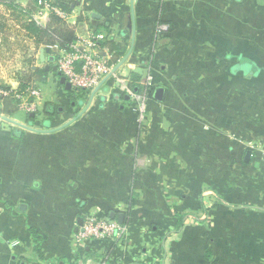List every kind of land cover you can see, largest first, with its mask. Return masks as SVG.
Wrapping results in <instances>:
<instances>
[{"label":"crops","instance_id":"1","mask_svg":"<svg viewBox=\"0 0 264 264\" xmlns=\"http://www.w3.org/2000/svg\"><path fill=\"white\" fill-rule=\"evenodd\" d=\"M70 1L76 42L94 31L129 51L131 0ZM133 1L135 44L116 74L153 75L164 102L148 94L141 116L104 85L53 132L0 119V264H264V0ZM33 2L0 0V84L20 86L9 56L44 69L33 126L54 128L86 98L59 83L53 50L10 5ZM111 211L125 215L121 238L77 242L80 218Z\"/></svg>","mask_w":264,"mask_h":264},{"label":"built area","instance_id":"2","mask_svg":"<svg viewBox=\"0 0 264 264\" xmlns=\"http://www.w3.org/2000/svg\"><path fill=\"white\" fill-rule=\"evenodd\" d=\"M34 5L36 10L33 12L32 17L41 25L43 24L42 17L44 15H48L50 18L52 14H56L65 20L68 16L66 11L54 5L50 0H37ZM104 39V34L90 31L87 37L75 42L70 50L62 49L58 45L49 47L55 54L58 71L66 77L76 92H86V99L114 67L109 64L112 53H110L107 46L103 48L100 45ZM103 52H106L107 56L103 55ZM113 78L116 79L118 89L131 95V100L136 103V110L141 116L144 115L149 96L148 91L157 84L154 76L149 74L146 80H143V90L141 92L133 90L129 78L117 76V74ZM39 97L40 88L37 84L29 85L24 90H20L19 87L13 88L12 86L0 84V105H4L7 99L14 98L18 101L19 108L27 114L32 112L37 114L41 112ZM124 232L123 225L109 216L98 218L96 215H88L77 234L76 240L83 245L93 240H117L123 236ZM99 264H108V262L102 260Z\"/></svg>","mask_w":264,"mask_h":264},{"label":"trees","instance_id":"3","mask_svg":"<svg viewBox=\"0 0 264 264\" xmlns=\"http://www.w3.org/2000/svg\"><path fill=\"white\" fill-rule=\"evenodd\" d=\"M54 5L60 7L62 10L69 12L70 10V0H50ZM37 0H34L32 5L28 9L22 8L18 4L10 3V5L15 8L24 11L25 15L28 18L26 23V30L28 34L34 38L36 43L42 44L46 47H52L54 45L60 46L62 49L70 50L71 46L77 41V35L75 28L69 24L64 18L59 15L52 14L50 20L46 25H41L32 18V13L36 10L34 3ZM101 46H107L110 53H112V58L109 62L111 66L117 65L120 60L125 56L126 49L122 46L121 43L109 40L108 38L104 39L101 43ZM34 76L45 75L44 69L31 70ZM30 80V78L28 79ZM20 82L19 89L24 90L29 84ZM114 82V78H110L106 83L111 85ZM143 79L137 73L131 74L130 84L135 90L138 88V91L143 90L142 85ZM155 88H151L148 91V94L151 96L154 93ZM79 97L84 98L87 94L86 92L79 91L77 92ZM111 97L115 99L125 100V93L120 91L118 88L112 90ZM5 111L9 114L14 113L18 109V102L12 98L6 100L4 104ZM32 120V118L29 117ZM30 231L34 239V250L37 254L41 255V241L42 236L33 228H30Z\"/></svg>","mask_w":264,"mask_h":264},{"label":"water","instance_id":"4","mask_svg":"<svg viewBox=\"0 0 264 264\" xmlns=\"http://www.w3.org/2000/svg\"><path fill=\"white\" fill-rule=\"evenodd\" d=\"M130 18H131V22H130L131 24L129 25V27L132 30V44H131L129 51L122 58V60H120V62L113 67L112 71L104 78V80H102V82L91 92V94L87 98L88 100H86V99L78 100L77 104L79 106H83V108L77 115H75L73 118H71L68 122H66L60 126L54 127V128H51V127L50 128H36L33 126L32 122L30 124H25V123L19 122V121L15 120L11 117H8V116L2 114L1 111H0V119L4 120L6 122H9L11 124H14V125H16L20 128H23V129L31 130V131L38 132V133H46V132H53V131L59 130L61 128H64V127L68 126L69 124L73 123L74 121H76L79 117H81L85 113H87V111L91 107L95 97L100 92V90L103 88V86L106 84V82L118 72L120 67L128 60V58L130 57V55L133 52V48H134V44H135V28H136L135 9H134V1L133 0H131ZM47 52L49 53V52H51V50L48 48ZM49 60L54 63L55 62V56L53 54L50 55ZM46 70H49V66L46 67ZM52 70L54 72H56V74L59 76V83L61 85H63L67 91H72L73 90L72 85L70 84L69 81H67L66 77L62 76L60 71H58V67L55 63L52 66ZM135 91L137 92L138 88H136ZM77 97H78V95L75 94L74 98H77ZM153 97L157 102H164V100L166 98V88L163 86H157L154 90ZM131 99H132L131 95L125 94V100L126 101H130ZM73 105H76V103L74 102ZM52 110H54V107L52 108ZM29 117L32 119H35L36 113L35 112L30 113ZM45 125H50V123L46 122ZM250 156H251V152L248 151L247 155H246L247 161L249 160ZM110 217L112 219L116 218L120 224H124V222H125V215L123 213H117L116 211H111ZM82 224H83V218H80L79 225H82Z\"/></svg>","mask_w":264,"mask_h":264},{"label":"rangeland","instance_id":"5","mask_svg":"<svg viewBox=\"0 0 264 264\" xmlns=\"http://www.w3.org/2000/svg\"><path fill=\"white\" fill-rule=\"evenodd\" d=\"M53 53V52H52ZM53 55L55 56V54L53 53ZM22 60H24L23 59V56H22V58H20V57H13L12 56V58L9 56V58L7 59V61L6 62H4L5 63V66L4 67H7V69H6V74L8 75V76H11L12 77V79H15V80H19L20 82H23V83H27V81H29L28 82V84L29 85H33V84H31V83H33V81H34V79L36 78V79H38V81H40L39 79L42 77L41 75H38V76H34V74H33V72L31 71V70H29V69H24V67H23V64H22ZM55 61H56V57H55ZM53 65V64H52ZM3 67V66H2ZM5 71V70H4ZM44 76V75H43ZM30 78V80H28ZM28 85V86H29ZM106 88L109 90V91H112L113 89H115V88H118V86H117V84L116 83H113L112 84V86L111 85H109V84H105V87L103 88V92L105 93V94H107V95H110V94H108V92H106ZM105 89V90H104ZM12 99H14V98H12ZM15 100V99H14ZM86 100H88V99H86ZM17 101V100H16ZM18 102V101H17ZM19 104V103H18ZM18 108H19V106H18ZM15 116H17V115H15ZM37 120L39 119V117H37L36 118ZM33 121H34V119H32L31 120V122L33 123Z\"/></svg>","mask_w":264,"mask_h":264}]
</instances>
